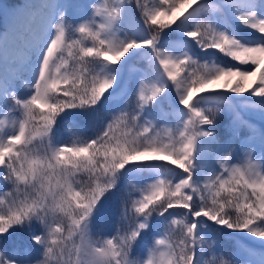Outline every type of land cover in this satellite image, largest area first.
<instances>
[{"label":"snow or ice","instance_id":"6c2138e0","mask_svg":"<svg viewBox=\"0 0 264 264\" xmlns=\"http://www.w3.org/2000/svg\"><path fill=\"white\" fill-rule=\"evenodd\" d=\"M209 8L0 4V264H264V0Z\"/></svg>","mask_w":264,"mask_h":264},{"label":"rangeland","instance_id":"374dc122","mask_svg":"<svg viewBox=\"0 0 264 264\" xmlns=\"http://www.w3.org/2000/svg\"><path fill=\"white\" fill-rule=\"evenodd\" d=\"M25 2H26V0H0V4L12 5V6H16V7L22 6ZM101 2H102V0H101ZM13 3H15V5H13ZM0 23H3L4 25L5 24L9 25L10 21L7 18H5L2 14H0ZM229 60H231V59L229 58ZM132 63L135 64L136 61H132ZM133 100H134V98H129V102H132ZM120 106H123V101L121 102ZM3 118H4L3 115L0 114V120H2ZM172 126H173L172 122L162 124L160 126V130H161L162 134H164L165 128L172 127Z\"/></svg>","mask_w":264,"mask_h":264},{"label":"trees","instance_id":"16d2710c","mask_svg":"<svg viewBox=\"0 0 264 264\" xmlns=\"http://www.w3.org/2000/svg\"><path fill=\"white\" fill-rule=\"evenodd\" d=\"M206 2L210 5L209 13H211L212 12L211 6L212 5H220V4H222L223 0H206ZM13 5H15V3H13ZM8 26H9L8 24L4 25L3 23H0V29H7ZM211 59H216L220 63H232L233 62V61L229 60V58H222V54H221V56L212 57ZM252 79L253 78H249V83H251ZM18 91L23 95L24 92L26 91V89L21 85L19 87ZM253 99H258V98L254 97ZM65 139L67 140V139H69V137L65 136Z\"/></svg>","mask_w":264,"mask_h":264}]
</instances>
